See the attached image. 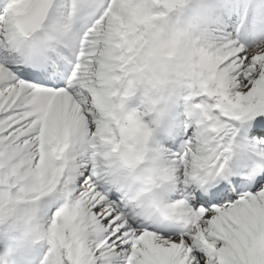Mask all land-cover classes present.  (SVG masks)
<instances>
[{
    "label": "snow or ice",
    "instance_id": "obj_1",
    "mask_svg": "<svg viewBox=\"0 0 264 264\" xmlns=\"http://www.w3.org/2000/svg\"><path fill=\"white\" fill-rule=\"evenodd\" d=\"M0 264H264V0H0Z\"/></svg>",
    "mask_w": 264,
    "mask_h": 264
}]
</instances>
